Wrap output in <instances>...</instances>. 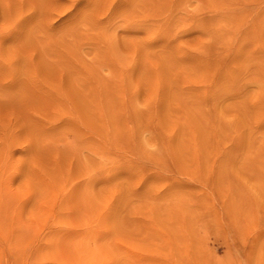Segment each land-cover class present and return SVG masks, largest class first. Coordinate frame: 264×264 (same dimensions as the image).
Instances as JSON below:
<instances>
[{
	"label": "rangeland",
	"instance_id": "1",
	"mask_svg": "<svg viewBox=\"0 0 264 264\" xmlns=\"http://www.w3.org/2000/svg\"><path fill=\"white\" fill-rule=\"evenodd\" d=\"M15 1L0 264H264V0Z\"/></svg>",
	"mask_w": 264,
	"mask_h": 264
},
{
	"label": "bare ground",
	"instance_id": "2",
	"mask_svg": "<svg viewBox=\"0 0 264 264\" xmlns=\"http://www.w3.org/2000/svg\"><path fill=\"white\" fill-rule=\"evenodd\" d=\"M2 1V0H1ZM6 1V2H5ZM68 1V0H67ZM71 4H73L74 2L76 3L77 0H69ZM114 1V0H113ZM143 1V0H142ZM5 3H3L1 5V9L3 10L1 13L3 15V23L4 21H6V25H10L12 28H14V23H17V20L20 18V16L24 13H28L30 10L27 9V8H24L22 5H19L15 2H8V0H4ZM56 2V1H55ZM61 2V1H60ZM115 2V1H114ZM146 4V3H145ZM7 5V6H6ZM57 5V3L55 4ZM63 7V6H62ZM29 8V7H28ZM31 8V7H30ZM57 8V7H56ZM55 8V9H56ZM61 8V7H60ZM108 8V7H107ZM58 10H60L59 8H57ZM57 10V11H58ZM51 12V11H50ZM129 12V11H128ZM128 12H125V13H128ZM131 12V11H130ZM30 13V12H29ZM124 13V15H125ZM132 13V12H131ZM130 14V13H129ZM30 16H27V17H31L32 14H29ZM1 16V15H0ZM126 16V15H125ZM25 17V16H24ZM130 17V16H129ZM25 19V18H24ZM27 19V18H26ZM31 19V18H30ZM29 19V20H30ZM132 19V17H131ZM130 18H126V21H125V25L128 26V27H132L131 24H129V20H131ZM139 19V18H138ZM139 22V21H138ZM134 23V22H133ZM5 24V23H4ZM140 24V23H139ZM144 24V23H143ZM157 24V23H156ZM5 28V27H4ZM16 28V27H15ZM135 28V26H134ZM138 29H141L143 27H136ZM3 30H1L2 32ZM3 33V32H2ZM2 36V35H1Z\"/></svg>",
	"mask_w": 264,
	"mask_h": 264
}]
</instances>
